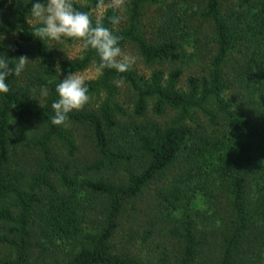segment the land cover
Instances as JSON below:
<instances>
[{
  "label": "trees",
  "instance_id": "obj_1",
  "mask_svg": "<svg viewBox=\"0 0 264 264\" xmlns=\"http://www.w3.org/2000/svg\"><path fill=\"white\" fill-rule=\"evenodd\" d=\"M86 1L92 6L101 3ZM162 2L129 0L124 26L113 31L116 24L112 20L118 15L111 8L99 23L120 37L121 48L135 44L146 64H183L191 58L176 34H163L158 42H148L141 34L145 7ZM222 2L204 0L200 16L213 26L214 51L202 73L187 77L185 89L178 87L180 67L173 68L166 77L154 70L148 78L137 75L130 66L123 73L105 68L96 79L86 81L90 98L105 94L99 105L92 110L72 111L66 123L57 126L51 123V105L58 99L55 84L59 82L55 54L48 40L33 35L28 23L29 0H0V15L8 17L5 28L16 31V39L2 46L0 55L13 60L27 57L24 45H32L36 57L26 85L19 84V76L10 75L9 92L0 94V245L9 249V257L0 259V264H145L115 252L112 240L127 205L180 158L187 163L180 182L187 183L159 192L160 204L163 202L168 212V224L156 231L157 223L152 222L143 230L144 239L150 238L153 231L177 239V264H195L200 246L209 238L204 232L198 236L197 212L190 210L192 195L187 191L198 189L209 197L213 189L203 184L204 175H213L228 200L220 255L214 264H264V0H238L228 11ZM72 3L89 14L93 25L97 23L89 6L74 0ZM237 54L240 58L234 57ZM92 62L98 65L99 57L89 48L60 65L66 75L81 72ZM117 81L132 89L136 116H143L152 100L154 115L170 109L177 112V117L164 126L122 125L120 117L126 111L116 101ZM232 82H238L246 92L237 106L226 98ZM35 86L48 90L43 105L29 99L30 88ZM197 115L202 122L195 125ZM30 119L40 122L41 132L27 140L25 124ZM69 123L87 125L98 152L97 160L82 170L68 160H59L54 152L56 143L68 157L76 156ZM117 130L125 136L129 133L131 139L118 140ZM24 148L37 151L34 172L23 170L18 156ZM136 157L142 161L139 171L127 167ZM114 166H125L123 174L101 176ZM192 180L198 186H191ZM247 180L253 191L251 199ZM80 190L106 200L102 224L94 231L82 226L76 196ZM65 242L72 246L60 258Z\"/></svg>",
  "mask_w": 264,
  "mask_h": 264
},
{
  "label": "rangeland",
  "instance_id": "obj_2",
  "mask_svg": "<svg viewBox=\"0 0 264 264\" xmlns=\"http://www.w3.org/2000/svg\"><path fill=\"white\" fill-rule=\"evenodd\" d=\"M74 1L81 5L89 6L90 14L96 22L102 19L108 8L113 9L118 15V23L114 26L113 31L124 26L127 22L129 0H100L101 3L98 6H92L86 0ZM237 1L223 0L222 7L226 11L232 8L234 9ZM203 6L204 0H163L159 5L146 6L140 28L143 38L148 42H158L163 34L169 32L176 34L178 40L181 41L183 49L189 54L191 59L189 61L186 60L183 64L177 65L146 64L136 45L128 43L121 49L124 55L129 58L131 69L137 75L148 78L154 70L162 71L164 77H166L173 68L180 67L182 74L178 87L185 89L187 77L191 74L199 75L202 73L207 66L209 57L214 51L215 37L213 26L200 16ZM7 21L8 17L6 15H0V34L5 37L3 41H0V48L11 45L16 39V31L5 28ZM47 43L55 54L58 80L63 79L64 74L60 64L63 61H69L70 59L68 57L74 60L81 56L83 53L81 51L82 41L62 37L60 41L48 40ZM24 48L30 61L19 76V84L21 86L26 85L29 70L36 64L33 46L24 45ZM234 57L240 58L238 54ZM57 65L61 69L60 73ZM95 67L92 62L85 70L77 73L82 75L86 81H92L99 76L95 72ZM115 84L118 90L116 101L126 111V115L120 117L122 125L149 123L164 126L170 124L177 117V112L170 109H166L160 116L154 115L151 109L152 100L148 101L143 116H136L133 112L134 93L132 89L122 81H117ZM45 90L48 93V90L45 88L36 86L30 88L29 99L33 100L37 105H43L45 100L43 92ZM245 93L243 87L238 82H232L230 88L227 90L226 98L234 102L233 106H237L239 101L245 97ZM104 96V93L93 96L82 108L73 111L95 109L103 100ZM194 119L195 125L202 122V118L199 115L194 117ZM192 124L194 125L193 122ZM67 126L73 133L77 147L76 156L73 158L68 157L65 149L56 143H53L54 152L59 160H68L82 170L88 163L97 160L98 157L90 128L87 125L74 123H69ZM25 127L27 130V140L32 139L41 132L40 122L35 119L28 120ZM128 134L125 136L120 130H117L115 137L120 141L127 138L131 139ZM11 136L13 140L16 137L13 125L11 128ZM21 152L22 155L19 154L20 156L18 157L21 159L23 170L27 173L34 172L37 164V151L24 148ZM186 164L184 159L180 158L177 163L172 164L166 170L160 172L148 184L142 194L127 205L124 216L120 220V226L112 240L115 252L133 257L145 264H177L180 248L178 240L156 232L168 224V212L164 207V203L162 202L160 204L158 195L162 189L171 190L173 186H184L187 183L183 182L184 184H181L180 182L182 175L186 171ZM141 166L142 161L138 157H136L133 163L127 165L128 168L136 171H139ZM124 168L125 166L107 168L102 172L101 176L106 177L114 174H116L115 176H119L123 174ZM204 177L205 181L203 184L207 183L206 187L210 190L213 189L211 191L212 193H209L210 195L207 197L206 195L204 196L203 192L197 191L198 189L195 191L190 188L187 192L192 197H190L188 205L193 213L197 212L195 219L198 236H201L204 232V235H208L209 238L208 242H204L200 246L195 264H214L220 255V237L224 231V221L228 218V200L224 191L220 189L221 186L218 180L213 175H204ZM196 182V180H192L190 185L196 187L198 186ZM248 182V180L245 182V186L248 190V198L251 199L253 191L250 187L251 184H248ZM76 196L81 212L82 226L89 231L98 229L102 224L106 200L102 196L88 194L82 190L77 191ZM152 222L157 223V227L154 228L156 231L152 232L150 238L144 239L143 230L148 229L149 224H152ZM71 246V243L68 244L66 242L61 245L63 252L60 258ZM8 254V247L0 245V259H6L9 257Z\"/></svg>",
  "mask_w": 264,
  "mask_h": 264
},
{
  "label": "clouds",
  "instance_id": "obj_3",
  "mask_svg": "<svg viewBox=\"0 0 264 264\" xmlns=\"http://www.w3.org/2000/svg\"><path fill=\"white\" fill-rule=\"evenodd\" d=\"M29 3L31 7L28 23L33 28L35 37L42 41H60L62 37L82 41V52L91 48L99 57V64L95 67L97 75L102 74L105 68L119 73L128 71L129 58L119 46L120 37L99 22L93 25L89 14L77 10L72 0H29ZM112 23H118V18H113ZM4 39L0 34V41ZM29 61L26 56L13 60L0 55V94L9 92L7 78L10 75L20 76ZM60 71L59 67V73ZM55 91L58 99L51 105L54 111L51 117L53 125L65 124L69 113L82 108L90 100L86 79L77 72H68L63 79H59L55 84ZM43 95L47 96L46 90Z\"/></svg>",
  "mask_w": 264,
  "mask_h": 264
}]
</instances>
